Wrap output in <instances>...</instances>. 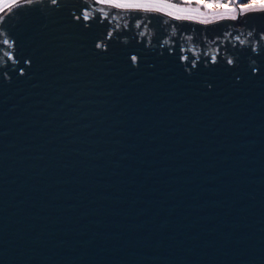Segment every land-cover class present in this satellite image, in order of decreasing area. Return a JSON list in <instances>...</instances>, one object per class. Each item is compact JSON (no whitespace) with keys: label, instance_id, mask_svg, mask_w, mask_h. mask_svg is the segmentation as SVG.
Segmentation results:
<instances>
[{"label":"water","instance_id":"95a60500","mask_svg":"<svg viewBox=\"0 0 264 264\" xmlns=\"http://www.w3.org/2000/svg\"><path fill=\"white\" fill-rule=\"evenodd\" d=\"M0 17V264H264V14Z\"/></svg>","mask_w":264,"mask_h":264},{"label":"snow or ice","instance_id":"6c2138e0","mask_svg":"<svg viewBox=\"0 0 264 264\" xmlns=\"http://www.w3.org/2000/svg\"><path fill=\"white\" fill-rule=\"evenodd\" d=\"M33 2L34 0H0V12L4 11V4L12 8L22 3L31 5ZM94 2L102 7L157 13L175 21H196L203 25L212 21H235L249 14H264V0H246V2L245 0H195L194 6L193 0H181L179 4L174 3L173 0H94ZM57 3L58 0H51V4ZM83 19L89 20L90 13L85 11ZM2 21L3 17H0V22ZM3 43L9 45L8 40H4ZM212 59L215 61L216 58ZM133 60L135 61V57Z\"/></svg>","mask_w":264,"mask_h":264},{"label":"rangeland","instance_id":"374dc122","mask_svg":"<svg viewBox=\"0 0 264 264\" xmlns=\"http://www.w3.org/2000/svg\"><path fill=\"white\" fill-rule=\"evenodd\" d=\"M173 2L179 4V3H181V0H173ZM245 2H246V0H245ZM194 4H195V0H193V6H194ZM7 7H8V4H4V9ZM212 22H214V21H212Z\"/></svg>","mask_w":264,"mask_h":264}]
</instances>
